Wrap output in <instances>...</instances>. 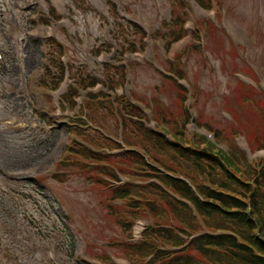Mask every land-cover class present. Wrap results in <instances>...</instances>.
<instances>
[{"label": "rangeland", "instance_id": "374dc122", "mask_svg": "<svg viewBox=\"0 0 264 264\" xmlns=\"http://www.w3.org/2000/svg\"><path fill=\"white\" fill-rule=\"evenodd\" d=\"M111 1L119 15L136 22L148 34L170 17L172 3L177 4V0ZM188 2L190 9L180 10L186 13L187 32L197 26L201 30L200 52L183 51L190 42L188 34L174 42L169 53L164 52L160 39H146L143 50L128 52L121 61L116 54L97 56L93 50L104 39L111 41L108 34L115 16L108 0H0V264H87L103 249L117 264H131L109 244L125 240L126 234L102 204L100 190L72 169L64 181L53 176L60 168L69 137L77 136L66 126L73 112L58 108V95L64 88L51 92L40 83L46 67L56 72L46 57L47 35L53 34L63 44L65 59L78 67L97 71L102 63L130 64L123 88L149 105V97H157V88H161L159 97L165 104L162 116L170 121L175 120L171 110L183 105L177 90L158 70L166 69V59L172 60L177 53L188 90L187 107H192L195 120L200 117L210 127H222L226 132L233 124L257 123L255 117L248 120V115L236 112L243 107L235 78L242 77L255 88L264 89V0H222L219 8L213 7L216 12H205L192 0ZM50 6L60 17L49 27L39 21ZM203 19L218 28L212 29L211 39L203 36ZM219 35L225 50L220 40L216 41ZM231 47L235 50L227 53ZM247 67L257 77H251L254 82L245 72ZM82 98L77 101L81 103ZM145 111L151 117V111ZM101 121H106L105 132L114 135L112 116L104 114ZM187 128L197 130L190 122ZM87 134L98 137L93 131ZM240 134L245 135V131L241 129ZM242 137L234 140L242 141ZM116 139L122 140L121 130ZM258 157H264V151L248 158ZM128 179L120 175L119 183ZM139 220L149 223L148 219ZM136 226L134 223L132 234ZM134 235L138 241V234Z\"/></svg>", "mask_w": 264, "mask_h": 264}, {"label": "trees", "instance_id": "16d2710c", "mask_svg": "<svg viewBox=\"0 0 264 264\" xmlns=\"http://www.w3.org/2000/svg\"><path fill=\"white\" fill-rule=\"evenodd\" d=\"M108 1L115 16L109 35L116 43L115 57L123 61V52L144 49L147 33L136 22L121 19L115 5ZM195 1L207 10L221 6V0ZM181 7L190 5L187 0L172 3L170 17L161 21L151 38H160L165 53H169L174 42L189 34L190 42L183 51L200 52L201 30L197 26L187 32L186 13ZM49 13L59 18L53 7ZM40 22L50 23L49 17L42 16ZM202 22L206 25L204 38L211 39L212 29L217 27L209 19ZM219 40L225 50L221 35L216 37ZM45 44L46 57L56 72L46 67L40 83L48 90H56L65 73H69L73 81L61 94L59 107L73 112L66 126L77 136L69 137L60 168L53 176L64 181L72 169L100 190L102 204L126 234L125 240H112L109 244L131 264H264V157L249 160L233 139L243 129L252 148L264 147V92L235 78L243 107L236 112L248 115V120L255 117L257 125L237 123L226 132L222 127H210L200 117L194 120L212 129L217 141L227 143V150H223L187 128L191 120L188 90L174 78L184 77L179 54L166 59V70L171 75L158 71L177 90L183 105L178 110L170 109L175 118L170 121L162 116L165 104L159 97L161 88H157V97H150V105L134 92L131 97L117 92L125 84L130 64L107 62L98 72L90 71L69 59L65 63V47L55 37H49ZM93 50L96 54L102 50L110 52L111 44L104 39ZM234 50L231 47L226 52ZM245 72L254 75L249 67ZM99 83L106 89L98 88ZM79 97H83L80 104ZM139 100L150 109L151 117L135 102ZM104 114L113 118L114 135L104 130ZM150 118L156 122L154 127L148 126ZM119 130L123 144L116 139ZM87 131L98 137L89 136ZM120 175L129 179L119 183ZM139 219H148L149 223L140 239L133 241L131 228ZM93 255L100 262L114 264L106 249Z\"/></svg>", "mask_w": 264, "mask_h": 264}, {"label": "bare ground", "instance_id": "6f19581e", "mask_svg": "<svg viewBox=\"0 0 264 264\" xmlns=\"http://www.w3.org/2000/svg\"><path fill=\"white\" fill-rule=\"evenodd\" d=\"M139 227H140L139 225H138V227H136V232L139 230Z\"/></svg>", "mask_w": 264, "mask_h": 264}]
</instances>
